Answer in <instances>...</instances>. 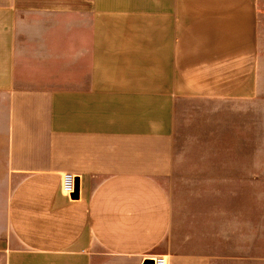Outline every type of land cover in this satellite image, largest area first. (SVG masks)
Returning a JSON list of instances; mask_svg holds the SVG:
<instances>
[{"label": "crops", "instance_id": "crops-1", "mask_svg": "<svg viewBox=\"0 0 264 264\" xmlns=\"http://www.w3.org/2000/svg\"><path fill=\"white\" fill-rule=\"evenodd\" d=\"M260 23L264 0H0V264H264V209L257 256L247 200L204 193L264 167L185 182L177 152L185 98L257 96Z\"/></svg>", "mask_w": 264, "mask_h": 264}, {"label": "rangeland", "instance_id": "rangeland-1", "mask_svg": "<svg viewBox=\"0 0 264 264\" xmlns=\"http://www.w3.org/2000/svg\"><path fill=\"white\" fill-rule=\"evenodd\" d=\"M259 45V72L257 96L251 99H203L185 98L178 109L177 152L185 171V182L189 181L192 168L230 166L232 163L252 161L255 173L264 167V25L259 24L257 32ZM230 152L243 153L252 159L230 158ZM242 156V155H239ZM196 172V171H194ZM182 183V175H179ZM254 190H230L204 192L216 204L238 206L248 202V210H253L254 253L261 255L262 211L264 209V185L258 180ZM184 182V181H183ZM202 193V192H199ZM185 192L179 191L180 197ZM252 200V206L250 201ZM228 205V206H229ZM252 207V208H251ZM240 211V210H239ZM223 218V227H226ZM249 230V229H248Z\"/></svg>", "mask_w": 264, "mask_h": 264}, {"label": "built area", "instance_id": "built-area-1", "mask_svg": "<svg viewBox=\"0 0 264 264\" xmlns=\"http://www.w3.org/2000/svg\"><path fill=\"white\" fill-rule=\"evenodd\" d=\"M77 177L71 173L64 174L61 182V192L64 196L72 199V195L76 193ZM153 264H168L165 256H156L152 260Z\"/></svg>", "mask_w": 264, "mask_h": 264}, {"label": "water", "instance_id": "water-1", "mask_svg": "<svg viewBox=\"0 0 264 264\" xmlns=\"http://www.w3.org/2000/svg\"><path fill=\"white\" fill-rule=\"evenodd\" d=\"M78 183H77V187H76V193L74 194V195H72V199H77V197H78ZM152 264H153V262H152Z\"/></svg>", "mask_w": 264, "mask_h": 264}]
</instances>
